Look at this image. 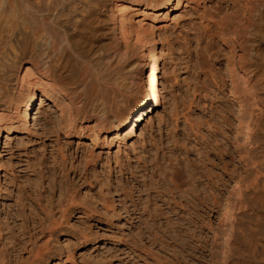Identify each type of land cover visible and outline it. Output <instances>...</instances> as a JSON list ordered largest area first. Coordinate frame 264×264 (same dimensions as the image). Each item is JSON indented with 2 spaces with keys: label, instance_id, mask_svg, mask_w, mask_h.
<instances>
[{
  "label": "rangeland",
  "instance_id": "1",
  "mask_svg": "<svg viewBox=\"0 0 264 264\" xmlns=\"http://www.w3.org/2000/svg\"><path fill=\"white\" fill-rule=\"evenodd\" d=\"M186 1L155 21L160 102L132 142L100 147L66 134L57 125L63 103L49 94L35 107L36 125L3 135L0 264L221 263L230 190L254 177L251 161L263 158L264 113L253 115L255 104L238 98L240 82L232 91L226 67L222 25L239 12V0ZM259 71L264 81V67ZM131 88L125 103L137 96ZM239 212L236 248L241 230L259 221L253 212Z\"/></svg>",
  "mask_w": 264,
  "mask_h": 264
},
{
  "label": "bare ground",
  "instance_id": "2",
  "mask_svg": "<svg viewBox=\"0 0 264 264\" xmlns=\"http://www.w3.org/2000/svg\"><path fill=\"white\" fill-rule=\"evenodd\" d=\"M184 2L0 0V147L3 135L28 130L38 123L40 117L35 107L38 103L40 106L41 98L47 94L63 103L57 108L61 119L57 125L66 134L85 136L100 147H124L132 142L138 136L139 124L160 102L163 77L160 76L155 21L159 15L169 17L170 12L175 7L180 9ZM239 5V12L222 25L221 40L229 50L226 67L232 91H235L234 84L240 86V82L243 92H238V98L249 99L255 104L253 115L262 116L264 108L260 101L264 100L261 90L264 81L258 72L264 67V0H239ZM106 13L111 15L110 26L106 25L109 19ZM133 14L138 15L137 24L132 22ZM121 59H126L127 73L119 69ZM132 86L137 87V96L125 103L126 93ZM239 88L236 90L240 91ZM121 106L123 110L116 114ZM56 119L60 120L57 116ZM249 125L252 129L253 125ZM246 127L245 131L249 130ZM240 152L239 159L245 155ZM254 161H251V166H255V172L251 173H255L254 177L250 174L247 176L250 179H240L230 190L234 189L232 199L228 200H233L234 204L232 212L225 214L228 226L222 238L220 264H237L238 260L239 264H264V152L260 164ZM255 192L261 193L256 194L260 197L256 206L255 201L252 203ZM228 194L226 198L230 197ZM239 210L242 215L253 212L252 217L256 215L259 221L253 220V227L241 230L242 239L236 248L235 238L240 228L236 230V211L239 215Z\"/></svg>",
  "mask_w": 264,
  "mask_h": 264
}]
</instances>
